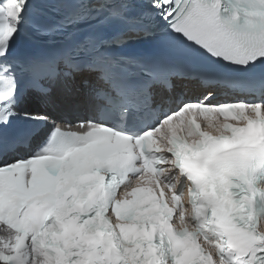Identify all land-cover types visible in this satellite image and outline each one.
Here are the masks:
<instances>
[{
	"label": "snow or ice",
	"instance_id": "snow-or-ice-1",
	"mask_svg": "<svg viewBox=\"0 0 264 264\" xmlns=\"http://www.w3.org/2000/svg\"><path fill=\"white\" fill-rule=\"evenodd\" d=\"M0 264H264V0H0Z\"/></svg>",
	"mask_w": 264,
	"mask_h": 264
}]
</instances>
